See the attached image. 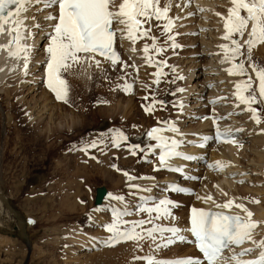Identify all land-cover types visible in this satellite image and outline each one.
Wrapping results in <instances>:
<instances>
[{
  "label": "rangeland",
  "instance_id": "rangeland-1",
  "mask_svg": "<svg viewBox=\"0 0 264 264\" xmlns=\"http://www.w3.org/2000/svg\"><path fill=\"white\" fill-rule=\"evenodd\" d=\"M190 1L160 0L161 8L169 2L172 5L169 14H172V18L175 17L174 31L181 44L172 50L177 55L171 59H166L163 52L156 53L161 61H166L163 71L168 69L169 72L160 77L161 82L158 86L153 80L148 79L147 68L145 73L141 74L142 79H138L139 70L134 69L135 61L131 60L132 52L129 50V45H126L131 41L120 38L116 47L121 62L115 65L109 62L99 63L98 66L95 63H91L92 66L75 64L67 71L61 72L62 77L67 81L66 103L64 100L54 101L52 95L45 96L43 93L42 83L43 80H47L48 60L45 47L47 48L49 43L52 25L49 33L45 35L43 33L45 25L32 26V30L37 32L32 36L34 40L31 43L36 41L37 35L41 36L38 43H33L37 46L32 52L34 57L42 60L37 64L41 66H37L35 70L31 67L29 76L22 71L20 81L14 72L12 74L5 72L8 75L4 74V78L0 81V193L12 209L22 214L26 222L25 234L28 236L26 239V235L24 237L22 233L18 234V223L13 213L11 215L15 219L13 224L4 222V218L0 217V264H147V259L139 260L136 256L147 254L157 261H165L161 256H178L186 252V249L189 251L191 245L186 241L184 242L186 246L173 243L164 247L161 241L165 244L166 239L153 241L146 238L139 242V247L135 246L137 242L129 241L119 247L116 246L117 248L112 246L107 248L108 250L105 249L106 251L97 252L98 249H91V241L80 244L77 243L80 239L75 236L76 231H82L81 227L85 229L83 231L86 236L94 242L98 240H95V235L109 234L104 232L105 234L102 235L98 225L95 224L93 227L90 222L87 223L91 215L89 213L92 212L90 207L100 187L108 191L107 195L110 198L123 197L119 202L131 204V218L149 219L147 212H142L140 208L136 211L138 205L145 203L136 197L141 192L142 185L130 181L128 176L145 174L157 176L155 180H150L153 185L150 191L153 192L163 190L161 186L163 187V179L166 177L161 174L163 172L155 171L153 160L144 161L138 149L136 155H132L124 143H121L120 147H115L112 137L122 132L131 142L141 145L143 142L148 143L150 138L147 133L152 128H156L158 120L168 116L179 123L183 132L186 130L183 134L187 138L190 135L187 130L195 128L203 115L209 114L208 112L218 117L221 124L224 123L228 128L236 127L235 124L237 127L239 125L242 131L237 134L243 133L240 136L241 141L239 145H230L231 149L236 151L238 161L233 164L235 166L230 164V168L224 166L222 170L210 167L215 165L210 162V153L217 151L216 146L210 147L204 152L205 154L192 162H196L197 166L190 167L189 164L183 171L187 175L191 170L190 172H193L191 174L196 173L198 180L185 181L192 182L186 184L193 185L196 193L201 191L203 186H207L218 198L224 200L241 198L245 203H252L264 209V168L256 159L257 144L254 141L252 144L250 141L255 137L252 133L254 130L247 128L249 124L247 119L244 120V114L237 112L239 108L234 112L235 105L232 100L223 103L227 100L222 101L223 99L218 98L222 96L219 93L225 90L223 88L229 89L231 85L226 75L227 71L208 73L209 66L222 67L224 52L217 46L221 45L222 34H219L222 32L221 21L216 13L221 14L224 11L225 0H204L205 3L197 4ZM39 4L46 2L39 1L33 6H40ZM199 8L207 10L200 11ZM185 9L186 13L183 14ZM39 16L40 14H37L36 18ZM154 21L150 24L145 23L143 28L147 29L151 26L150 36L156 33L164 37L167 33L163 31L162 21ZM182 26H185L184 30L181 29ZM244 39H247V35ZM149 41L150 38L143 37L138 38L135 43L139 47L141 43L144 46V43ZM126 47L128 49H125ZM262 53L264 54V44L257 45L252 51L251 60L257 66L264 68ZM139 59H137L138 63H142L145 67L144 60L141 57ZM211 60L216 64H211ZM239 60H245V68L253 77L255 81L253 87L256 88L258 81L246 59V49L245 56L240 57L236 62L239 63ZM173 69L177 70L173 71ZM41 74L45 75L41 79L38 78L39 80L34 79ZM237 79L239 81L247 79V76L238 75ZM127 84L132 85L129 91L124 90ZM180 88L183 89L182 92L178 91ZM145 96L149 99L145 100ZM153 96L156 101L163 100L164 104L156 103L153 111L148 113L143 106L152 104ZM183 99H186V102H183ZM215 100L217 102L213 103ZM176 101L182 103L184 111L173 115L172 105ZM253 106L261 119L259 125L264 126V103H256ZM225 112L228 115H224ZM214 113L223 115L225 121L223 122L221 117ZM232 114L234 115L231 117ZM229 120V123L226 122ZM184 139L181 137V140ZM94 140L98 145L89 148L91 154L86 156L78 150V146L88 145ZM253 148L255 150H252ZM92 155L98 159L96 161L91 159ZM118 168L119 170H116ZM120 170L123 172L119 173ZM125 172L128 176L124 175ZM176 194H173L174 197L171 196L173 201L168 206L172 215L154 220L155 224L178 223L185 217L182 212H185L187 204L194 202L195 197L192 195L189 199H184L180 198V194ZM107 207L106 205V209ZM153 214L151 215L155 217L156 213ZM151 226L152 224H145L144 228ZM92 228L96 233L91 231ZM263 231L264 228L256 231L259 234L256 236L259 237L257 242L264 239ZM160 243L161 248L157 253L161 256L157 258L152 244L157 246ZM252 246L254 247V244ZM233 249L228 253L237 251Z\"/></svg>",
  "mask_w": 264,
  "mask_h": 264
},
{
  "label": "snow or ice",
  "instance_id": "snow-or-ice-1",
  "mask_svg": "<svg viewBox=\"0 0 264 264\" xmlns=\"http://www.w3.org/2000/svg\"><path fill=\"white\" fill-rule=\"evenodd\" d=\"M34 2L38 3L39 0H0V35L7 33L9 36L8 43L0 45V49L7 50L9 57L22 58L25 74H27L31 46L23 43V41L28 39L31 33L25 34L27 31L26 17L23 14ZM229 2L231 6L227 9L226 16L216 13L217 16H220L225 30L221 39L229 41V43L219 45L224 52V58L221 62L231 63V67L225 69L229 75L247 76V79L240 80L235 84L234 95L238 101L236 106L246 105V110L252 113V119L259 124L261 120L258 111L252 105L264 103V68L253 63L251 57L254 47L264 44V0H229ZM52 5H58L59 14L58 16L49 15L46 17L48 20L55 21L46 48L48 53L46 77L48 88L55 93L58 100L67 102V81L62 77V71H67L85 59L93 61L98 66L100 61L96 60L97 55L110 60L113 65L121 62L118 54L114 51L117 33L120 34L121 39L130 40L133 44L138 38H150L153 41L152 45L145 44L143 48L145 62L149 66L155 64L158 69L166 64V61L154 62L148 55L150 47L155 49L157 54L162 53L165 49L158 47L156 37L149 35L151 26L144 29L143 25L145 23L150 24L152 19L166 20L163 31L169 33L174 27V20L168 17L172 6L170 2L161 8L160 0H121L118 7L115 0H48L45 6L51 7ZM199 10L206 11L207 9L199 8ZM114 23L121 25V27L113 28ZM245 35H247V39H244ZM168 40L173 41V48L179 47L175 44L174 36L169 35ZM245 49L246 59L255 72L258 81L256 88L253 87L255 83L253 77L248 74L245 68V60H239V63L235 62L240 57L245 56ZM81 53L85 56L82 57ZM133 67L136 66L133 65ZM152 75L156 77L153 83L158 86L161 82L160 77L165 74L157 71ZM180 78L183 79V77ZM131 88V84L124 86L125 91H129ZM178 91H183V89H178ZM245 93L249 94L245 95ZM144 99L148 100L149 97L145 96ZM156 103L163 104L164 102L156 101L153 96L152 104L143 107L146 112L150 113ZM165 131L176 132L178 130L174 125L167 129L157 127L152 128L147 135L150 139L158 141L156 147L162 149L159 155L160 165L167 167L170 166L167 164L169 159L183 154L176 151L179 142L174 139L170 140L163 135L162 133ZM237 131H242V129ZM127 139V136L120 132L112 137V142L115 147H120L121 142ZM204 139L210 138L205 137ZM216 140L235 143V140L231 139V133L221 131L219 127L216 128ZM97 145L98 142L94 140L82 150L87 153L89 148H95ZM200 146L203 147V145ZM151 148L150 145L149 150ZM137 149L144 151V149H140L139 145L129 147L132 155H136ZM184 158L192 159V157ZM224 166L226 165L219 161L215 165H210V167H216L219 170H222ZM124 175L128 176V173L125 172ZM128 178L134 179L131 176ZM175 190L184 191V189ZM114 198L123 200V197ZM206 199L210 200L212 197L209 196ZM253 202L258 203V201ZM171 204L172 202L169 200H161L155 207L140 209L149 214L148 220L125 221L122 216L127 215V213H119L114 210L113 222L106 227L111 235L105 243L108 246H115L121 242H139L146 238L155 241L156 233L163 234L165 232L172 233V237H169L162 246L167 247L176 241L184 242L186 238L180 235L181 230L179 228H165L154 223V220L172 215L168 207ZM232 206L241 209L246 213V216L228 215L220 211H205L195 207L191 209L190 232L195 237L196 246L202 253L203 259L190 257L171 261H157L152 257H137L136 259H147V264H205V262L206 264H232V262L235 264H264V240L259 242L253 240V231L258 227V222L251 219L253 213L244 204L235 203V200H229L223 205H216L217 208L224 209ZM152 213H156V216L153 217ZM145 224H152V227L144 228ZM245 241H251L261 249L256 258L241 259L242 256L254 251L253 248L243 249L242 252L233 253L230 257L223 256L225 249H230L232 245L239 246ZM160 246L157 245V247Z\"/></svg>",
  "mask_w": 264,
  "mask_h": 264
},
{
  "label": "bare ground",
  "instance_id": "bare-ground-1",
  "mask_svg": "<svg viewBox=\"0 0 264 264\" xmlns=\"http://www.w3.org/2000/svg\"><path fill=\"white\" fill-rule=\"evenodd\" d=\"M39 1H41V2H46V3H48V0H39ZM187 1V0H186ZM191 3H193L194 2V4H197V3H199V2H201V3H205V1L204 0H191L190 1ZM121 3V0H115V4H116V6L118 7V5ZM208 3V2H207ZM34 4H36V2H34L29 8H28V11L26 12V13H24L23 15L26 17V20H25V25H26V29H27V31H26V35H28V33H31V35L29 36V38L28 39H26L25 41H23V43H25V44H27V45H30L31 46V52H30V60H29V63L30 64H28V69H27V74H25L26 76H29V75H31V67H34V70L35 69H37V66H41V64H39V65H37L39 62H41L42 60H39L40 58H36V56L34 57L33 56V54H32V52H34V47H36L37 46V44H33V43H38V41L40 40V38H41V36L40 35H37V38L35 39L36 41L35 42H33V43H31L34 39L32 38V36L34 35V33L35 32H37V31H33L32 30V26L33 25H36V24H40V25H45V27H44V31H43V33H44V35L45 34H48L49 33V31H50V29H51V25H53L54 23H55V21H53V20H48L46 17H48L49 15H52V16H58V11L56 10V5H52L51 7H46L45 5L46 4H42V5H40V6H37V7H35V6H33ZM220 4V3H219ZM224 6H225V9H224V11L223 12H221V14L222 15H224V16H226L227 15V9L231 6L230 5V2H229V0H225L224 1ZM188 5V4H187ZM186 5V6H187ZM160 7H161V5H160ZM189 7V6H188ZM187 7V8H188ZM46 8H48V9H46ZM186 8V9H187ZM186 9H185V11H183V14H185L186 13ZM191 11V10H190ZM35 12H38V13H35ZM44 12V13H43ZM170 12V11H169ZM203 13V12H202ZM37 14H40V16H39V18H36L37 17ZM182 14V13H181ZM172 14H169L168 13V17L169 18H171V19H173V18H175V17H173L172 18V16H171ZM192 17V16H191ZM40 18H43V19H40ZM40 19V20H39ZM194 20V19H193ZM220 21H221V33H219L220 35L222 34V36L224 35V28H223V22H222V20H221V18H220ZM43 22V23H42ZM151 23H153V22H155L154 20H151L150 21ZM167 21L166 20H164V21H162V25H164L165 23H166ZM175 20H174V24H175ZM115 25V27L116 28H119V27H121V25H119V24H114ZM220 25V24H219ZM219 25H218V27H219ZM214 26H215V23H214ZM175 27H177V25L175 26ZM185 26H182L181 27V29H183ZM191 27V26H190ZM174 28V27H173ZM180 29V30H181ZM178 30L179 29H177L176 31L178 32ZM184 30V29H183ZM171 32H173V31H170V33ZM177 34V33H176ZM156 35V33H153V36H155ZM219 35V36H220ZM43 36V35H42ZM117 38H118V40L120 39V34L119 33H117ZM217 37V36H216ZM189 38V37H188ZM217 39H219V37L217 38ZM175 40H178L177 39V37L175 38ZM8 41H9V36L7 35V33H5V34H2V35H0V45H5V44H7L8 43ZM130 41V40H129ZM138 41H140V40H138ZM220 41H221V44H226V43H229V41H225V40H221L220 39ZM219 42V41H218ZM169 43L167 42L166 43V45H168ZM220 44V43H219ZM126 45H129V47H130V51L132 52L131 53V55H132V61H135V64L134 65H137L136 67L138 68V70H139V73H138V79L139 80H141L142 79V77L143 76H141V74H143V72L146 70L145 68H147V63H145V67L143 66V64L142 63H138V61H137V59H139V57H141V59L142 60H144V52H143V48H144V46H143V44L141 43L140 45H139V47H137V44L135 43V45H133V43L131 42L130 44H127L126 43ZM216 45V44H215ZM217 46H219V45H217ZM216 46V47H217ZM213 48V47H212ZM211 48V49H212ZM260 48V47H259ZM125 49H128L127 47L125 48ZM133 49H135L134 51H133ZM216 49V48H215ZM219 49V48H218ZM45 50H46V47H45ZM213 50V49H212ZM260 50V49H259ZM37 51V50H36ZM119 52V51H118ZM169 52H172V51H168L167 53H169ZM216 52H218V51H216ZM261 52H262V50H261ZM263 54V53H262ZM36 55V54H35ZM82 57H84L85 56V54H83V53H81L80 54ZM148 55L150 56V55H152L151 54V52H149L148 53ZM264 55V54H263ZM262 55V58H264V56ZM121 57V56H120ZM218 57V59H219V55L217 56ZM96 60H99L100 61V63H106V64H108V62L109 63H111V61L110 60H108V59H104V58H101V57H99V56H96ZM140 60V59H139ZM210 62V61H209ZM218 62V61H217ZM84 63V64H83ZM91 63H94L93 61H91V60H87V59H85V60H83V62H81V63H78L77 65H80L81 64V66H84V65H90V66H92V64ZM211 64H216L215 63V61H212L211 60ZM140 65V66H139ZM204 66V65H203ZM202 66V67H203ZM136 67H134V69H136ZM230 67V63H227V62H225V63H222V67H220V68H218L217 66H209V70H208V73H219V70H223V71H225V69H227V68H229ZM249 68V67H248ZM8 70H10V71H8ZM151 70H156V69H150L149 71L147 70V73L148 72H150ZM166 70H168V69H166ZM174 70H177V69H173V71ZM22 71H25L24 70V60L21 58V59H17V58H15V57H9V55H8V51L7 50H4V49H0V81H1V79L2 78H4L3 76H4V74H7L8 72H10L11 74H12V72H14L15 73V75H17V78L19 79V81L20 80H22V77L20 76L21 75V73H22ZM207 71V70H206ZM212 71V72H211ZM214 71V72H213ZM5 72H7V73H5ZM163 73L165 72V71H162ZM145 73V72H144ZM227 74L226 75H228V77H229V83L231 84L230 86H229V89H226V88H223V89H225V90H223L222 92H220L219 94L220 95H222V96H220V97H218V98H221V100L222 101H224V100H227V102L226 101H224L223 103H228V101L230 102V100H232V102H234V105H235V107H234V112L237 110V112H241V113H244L243 111H242V109H244V111H245V114H244V120L245 119H247V122H248V126H247V128L248 129H252V130H254V132H252V131H250V130H248L249 132H252L253 134H254V138L252 139L251 138V140L250 141H252L251 143L253 144V141L257 144V151H255L256 153H255V155L257 156V158L256 159H258L259 160V165H261V167H263L264 168V126H262V125H259V124H257L253 119H252V113H250V112H248L247 110H246V108H247V106L246 105H239V107H237L236 105L238 104V101L236 100V98H235V95H234V92H235V87L233 88V86L235 85V83L237 82V75H229V73L228 72H226ZM35 74H37V73H35ZM192 74V73H191ZM8 75V74H7ZM45 74H41L39 77L38 76H36V78H34V79H41L43 76H44ZM33 76H34V73H33ZM192 76V75H191ZM7 77V76H6ZM35 77V76H34ZM17 78H16V80H17ZM149 78V77H148ZM218 79H220L219 77H217ZM33 79V80H34ZM38 79V80H39ZM14 80V79H13ZM217 80V79H216ZM228 81V80H227ZM5 82V81H4ZM226 85V84H225ZM43 93L45 94V96H46V94H49V95H51L44 87H43ZM48 93H47V92ZM216 92V91H215ZM218 95V94H217ZM225 97H227V98H225ZM46 98V97H45ZM53 98V97H52ZM217 99V98H216ZM183 102H186V99H183L182 100ZM221 101V102H222ZM125 107V106H124ZM127 107V106H126ZM155 107H156V105H155ZM181 108H182V111H184L183 109V105L181 106ZM225 108H226V106H225ZM229 108V107H228ZM237 108V109H236ZM236 109V110H235ZM226 113V112H225ZM231 113V112H230ZM207 114V113H206ZM211 117H213V119H206V118H202L200 121H199V123L195 126V128H193L192 130L190 129V130H187V132H190V135L188 136V138L187 137H185V134H183V133H186V130L183 132V130H182V128H181V126L179 125V123H176V122H174L173 120V122L175 123V124H177L178 126H179V129H177L178 131H176V132H173V131H165V132H163L162 134L163 135H165L166 137H170V136H172V138H174V139H181V137H184L185 139V141H187V143H185V144H183L184 145V148L182 147L181 149H182V151L183 150H185L186 152H189V154L191 153V155L194 157V159H199L202 155H203V153L204 152H206L207 151V148H205V149H202L201 147H199V146H196L195 145V143L196 142H201V141H208V144L209 143H213V142H210V141H212V140H210V139H208V140H205L204 138L205 137H209L210 136V134H211V132H210V129H211V127L213 126V125H216L217 127H219V126H222V124H221V122L220 121H216V123H214V120L215 119H219V118H215L216 116H214V115H212ZM240 118V117H239ZM162 120V119H161ZM240 120V119H239ZM160 121V120H159ZM247 122H246V124H247ZM236 126H237V124H235ZM157 127H159V128H165V129H167V128H169V126H164V125H162V124H160V125H157L156 126V128ZM226 127V126H225ZM235 127L234 126H232L231 128H228L227 127V129L228 130H233ZM235 131V130H234ZM248 132V133H249ZM189 134V133H188ZM243 134V133H242ZM241 134V135H242ZM233 135H235V134H233ZM241 135H236L237 136V138H236V140H238V139H240V136ZM181 136V137H180ZM187 136V135H186ZM243 137V136H242ZM250 137V136H249ZM170 140H172V139H170ZM184 140H182V142L184 143L185 141ZM131 142V141H130ZM233 143L232 142H230V143H228V144H218V146H216L217 148H216V152H214V151H211V153H210V162L211 163H215L216 164V162H222V164H224V165H226V167H228V168H230L231 166H230V164L231 165H233L234 163H235V161L237 160V156L235 155V152L236 151H233V149H231L232 147L230 146V145H232ZM179 145H181V144H179ZM126 146V145H125ZM252 147L253 146H255L256 147V145H251ZM252 150H255L254 148L252 149ZM113 152V151H112ZM158 152V149H155L154 150V153H157ZM86 156L87 155H89V154H91L92 152L91 151H89V149H88V151H87V153L84 151L83 152ZM205 154V153H204ZM253 154V153H252ZM91 157V159H93V160H97L98 158H96V156L95 155H92V156H90ZM94 157V158H93ZM255 157V156H254ZM253 157V158H254ZM109 159V158H108ZM255 159V160H256ZM147 160H153L155 163H154V165L156 166V169L158 170V169H161L163 166L162 165H160V162H159V160H157L156 158H152V157H149ZM238 161V160H237ZM257 162V161H256ZM167 164L168 165H170V166H168L169 168L167 169V167H166V169H165V171L163 172V173H161L162 175H164V177H166V179H163V181H164V185H163V187L161 186V188L163 189L162 191H156V192H153V191H150V189H152V187H151V185H152V183L150 182V180H142V179H140V177H138L137 178V180H135L134 181V183H136V184H141V185H143L142 187H144V198L145 199H147L146 201H145V203H143L142 204V207L143 208H145V207H147L148 208V204L147 203H149V207H155L156 205H158L159 203H160V201H161V198L162 197H165V198H167V200H169V201H173V199H171L170 200V198H169V194H172V193H175V192H173V191H168L167 190V182H171V181H176V180H178L177 178H176V176H178V173L179 172H183V171H185V168H187V166L190 164V163H188L186 160H182V161H179V160H172V161H169V162H167ZM236 164V163H235ZM172 165H175V166H178L179 167V172H174L173 170H172ZM191 166L190 167H195V166H197L196 165V162L195 163H192V164H190ZM233 166H235V165H233ZM116 170H119V168L118 169H116ZM160 174V175H161ZM145 175H150V174H145ZM153 175V174H152ZM115 176V175H114ZM134 176V175H133ZM140 176H143V175H140ZM221 178V177H220ZM118 179V178H117ZM116 179V180H117ZM156 179V178H155ZM186 182H189V181H184L183 183H186ZM232 182V181H231ZM190 183H192V182H189V184ZM132 184V183H131ZM133 185V184H132ZM191 186H193V185H191ZM160 187V186H159ZM223 189H225V187L223 188ZM212 189L210 190V189H208V187L207 186H203L202 188H201V191H198L197 193H196V196H194L195 197V200H194V202H192L191 204H187V207H186V209H185V212H182V213H184L185 214V217L183 218V219H180L179 220V222L178 223H172V224H177L178 225V228L181 230L180 231V235H184V237L186 238L185 239V241H188V240H190V236H189V232H188V225H187V223H188V221H187V219H188V209H189V206L190 205H192V206H197V207H203V208H205V209H207V208H214V209H221V210H224V211H227V212H230V213H234V214H237V215H240V216H246V213H244L241 209H238V208H236L235 206H232V207H230V208H228V209H224V208H217L216 207V205L217 204H220V205H223L224 203H226L227 201H229V200H235V203H237V204H240V203H242V204H244L248 209H249V211H251L252 213H253V215H252V217H251V219L252 220H256V221H258L259 223H260V225H259V227L258 228H256L253 232V239H256L255 241H257L258 239H259V237H257L256 238V235H255V233H256V231L257 230H259L260 228H264V209H261V208H259V207H257V205H254V204H252V203H245L241 198H231V199H227V200H224L223 198H218V197H216L212 192ZM108 192V191H107ZM214 192V191H213ZM216 192V191H215ZM178 194V193H177ZM2 195V193H0V217H1V219H3L4 218V222H7V223H15V219H13L12 218V213H13V215L16 217V219H17V228H18V234H21L22 233V235L24 236V235H26L25 234V227H26V222H25V219L23 218V216H22V214L19 212V211H17V210H14V208L12 209L11 207H9V203H8V201L6 200V199H3V197L1 196ZM212 197V199H210V200H208V199H206L207 197ZM227 196V195H226ZM107 197V196H106ZM228 197V196H227ZM232 197V196H231ZM180 198H186V199H189V196H187V195H181L180 194ZM192 198V197H191ZM194 199V198H193ZM150 201V202H147V201ZM2 201V202H1ZM3 203V204H2ZM93 204H95V201H94V203ZM91 205V207L92 206H95L96 208H97V212H95V213H93L92 215H91V218L87 221V223L88 222H90V225H92L93 227H94V225L96 224V225H98L97 227L98 228H100L101 229V231H100V233L103 235V233L105 232V233H107L108 231L106 230V227H107V225L108 224H110V223H112L113 221H110V220H113L112 218H111V214L112 213H114V210L116 211V212H119V213H127V215H123L122 216V219L123 220H125V221H136L135 220V218H131V216H132V206H131V204H129V203H127V202H119V200H117V199H113V198H110V197H107V198H103V200L100 202V203H96V205ZM106 205L108 206L107 207V209H106ZM263 205V204H262ZM259 206V205H258ZM264 206V205H263ZM90 207V208H91ZM108 208H110L111 209V211H108ZM11 211V212H10ZM11 214H10V213ZM91 213V212H90ZM183 214V215H184ZM182 215V214H181ZM179 216V215H178ZM181 218V217H180ZM262 221V222H261ZM11 224V225H12ZM161 224H170V223H161ZM161 224H159V225H161ZM14 226V225H13ZM152 227V226H151ZM82 231H80V230H78V231H80V232H75L76 233V235L75 236H78L77 238H79L80 239V241L78 242L77 241V243H87L88 241H91L90 242V247H91V249H98V251L97 252H100V251H106L105 249H107V248H110V247H112V246H108L105 242L106 241H108V239H109V237H110V235H111V233H109V234H106V235H103V236H98V235H95L94 237H95V240H97V242L95 241H93V240H90L87 236H86V233L83 231V230H85L83 227H81L80 228ZM0 231H1V225H0ZM15 231H17V230H15ZM75 231V230H74ZM73 231V232H74ZM92 232H94V230H93V228H92V230H91ZM3 233V232H2ZM70 233V232H69ZM75 233H73V234H75ZM78 233V234H77ZM94 233H96V232H94ZM94 233H93V235H94ZM104 233V234H105ZM264 233V231L262 232V234ZM261 234V235H262ZM7 235V234H6ZM11 235V234H10ZM156 235V239H160V238H164V239H166V241H167V239L169 238V237H172V234H161V233H156L155 234ZM1 237V236H0ZM4 237V236H3ZM25 237V236H24ZM27 235H26V239H27ZM60 237V236H59ZM62 237V236H61ZM1 239V238H0ZM3 239V238H2ZM23 239V238H22ZM89 239V240H88ZM92 239H94V238H92ZM173 239H175L174 237H173ZM58 240V239H57ZM87 240V241H86ZM262 240H264V239H262ZM3 241H4V239H3ZM74 241V240H73ZM75 241H76V237H75ZM141 241V240H140ZM139 241V242H140ZM159 241H161V240H158V242ZM184 241V242H185ZM129 242V241H128ZM131 242V241H130ZM133 243H136V241H132ZM139 242H137V244H135V246L136 247H139L138 245L140 244ZM163 242V243H162ZM184 242H180V241H176L175 243H178L179 245H185L184 244ZM124 242H121V243H118V244H115V246H113L114 248H117L116 246H118L119 247V245H121V244H123ZM153 243V242H152ZM161 243H162V245H164V241H161ZM161 243H160V245H161ZM194 243V242H193ZM134 245V244H133ZM158 245V244H157ZM251 245H253V243L251 242V241H245V243L244 244H242V248H245L246 246H251ZM88 246V245H87ZM105 246H107V247H105ZM186 246V245H185ZM89 247V248H90ZM152 247H153V249H154V251H155V253H157L159 250H160V248H161V246L160 247H157L156 245L154 246L153 244H152ZM88 248V247H87ZM254 248H256V253H250V254H248V255H251V256H254V255H257L261 250H259V248L258 247H256V246H254ZM239 249H241V248H239ZM108 250V249H107ZM187 251L186 252H184L183 254H181V255H185V254H190V253H188L189 251H191L192 253L191 254H196L195 252H194V247H193V244H191V248L189 249V251H188V249H186ZM233 250H238V248L237 249H233ZM96 252V251H95ZM87 253V252H86ZM233 252L231 251L230 253H227L226 255H228L229 256V254H232ZM236 253V252H235ZM84 255V254H83ZM181 255H178V256H181ZM225 254H224V257L226 256ZM85 256V255H84ZM156 255H154V257H155ZM158 256H161V255H159L158 253H157V258H159ZM148 256H147V254H145V258H147ZM162 257V259L163 260H167V259H170V258H175V257H177V256H161ZM250 257V256H249ZM78 258V257H77ZM83 262V261H82ZM76 264V263H75ZM232 264H235V262L233 263L232 262Z\"/></svg>",
  "mask_w": 264,
  "mask_h": 264
},
{
  "label": "water",
  "instance_id": "water-1",
  "mask_svg": "<svg viewBox=\"0 0 264 264\" xmlns=\"http://www.w3.org/2000/svg\"><path fill=\"white\" fill-rule=\"evenodd\" d=\"M105 193H106V189L105 188L100 187L99 189H97V193H96V197H95V204L101 202L102 197L105 195Z\"/></svg>",
  "mask_w": 264,
  "mask_h": 264
}]
</instances>
